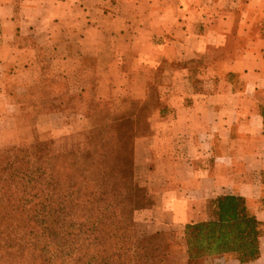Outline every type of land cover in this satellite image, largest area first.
Returning <instances> with one entry per match:
<instances>
[{
    "label": "crops",
    "instance_id": "obj_1",
    "mask_svg": "<svg viewBox=\"0 0 264 264\" xmlns=\"http://www.w3.org/2000/svg\"><path fill=\"white\" fill-rule=\"evenodd\" d=\"M101 1L0 0V125L32 105L28 92L48 69L76 71L83 56L96 60V88L113 89L131 80L126 57L153 67L202 59L195 84L189 64L166 68L148 133L132 141L148 197L133 211L135 233L181 237L213 199L242 197L259 222L258 256L209 264H264V0H118L107 15Z\"/></svg>",
    "mask_w": 264,
    "mask_h": 264
},
{
    "label": "trees",
    "instance_id": "obj_2",
    "mask_svg": "<svg viewBox=\"0 0 264 264\" xmlns=\"http://www.w3.org/2000/svg\"><path fill=\"white\" fill-rule=\"evenodd\" d=\"M45 83L54 90L55 82L46 77L32 90ZM67 100L76 104L72 94ZM123 123L121 119L88 131L81 165L68 158L60 170L47 144H36L35 152L29 147L1 150L0 200L6 204H0V213L8 224L0 229V241L4 234L6 242L12 238L9 224L17 211L28 218L21 226L29 228L23 237L27 253H37L40 264H209L226 254L241 263L254 260L259 222L242 197L213 199L209 217L186 224L181 237L169 231L136 235L132 215L141 207L136 195L141 188L131 173L136 136L121 131ZM88 169L94 173L76 176Z\"/></svg>",
    "mask_w": 264,
    "mask_h": 264
},
{
    "label": "rangeland",
    "instance_id": "obj_3",
    "mask_svg": "<svg viewBox=\"0 0 264 264\" xmlns=\"http://www.w3.org/2000/svg\"><path fill=\"white\" fill-rule=\"evenodd\" d=\"M117 1L102 0L99 5H102L104 13L107 15L115 12L113 6ZM144 44L142 36L136 40V43H131L130 47L131 49L143 48ZM128 61L131 59L126 57L123 68L131 71V80L128 85L119 89H113L111 83L107 84L104 80L101 82L102 85L96 88L100 85L101 74L95 58L89 55L82 57L80 67L76 71L56 74L47 68L48 71L46 70L45 74L48 75L49 72L51 75L44 77L55 82L56 86L52 90L53 92L50 90L51 88H48L49 84L46 83L44 88L28 92V99L31 100L32 105L26 102L23 106L24 114L19 115L18 118L5 120L0 125V151L5 148L29 147L30 152H35L38 147L36 144L41 142V145L47 144L48 148L52 149L55 158L54 165L58 170L61 169L63 160L68 158L75 160L77 165H81L79 161L83 160L87 152L84 136L88 131L94 127L95 130L100 129L103 124L122 119L124 123L119 126L121 131L126 134L132 133L135 136L147 134L149 130L147 119L160 107L159 85L164 79L166 68L189 64L194 69L192 80L195 84L198 82L196 71L199 68L197 66L199 64L202 66L203 63L202 59H198L196 62L173 63L174 65L162 61L158 67H153L150 63L137 66L133 61L130 65ZM134 66L137 68H133ZM79 88L82 90L79 91ZM42 89L46 90L40 94ZM70 94L75 96L76 104L73 106L71 101L67 100V96ZM48 102L51 104L49 105ZM54 104L58 108L61 106V109L56 111L60 114L48 116L47 113L52 112L50 107ZM109 129L110 127H105L104 130ZM76 173H78L76 176H89L94 173V169ZM131 173L135 182L133 165ZM112 183L113 180L110 184ZM135 185H137L136 182ZM146 191L145 188H141V192L136 194L141 207L148 203ZM0 204L5 206L6 202L0 200ZM14 208L16 207L14 206ZM13 213L14 216L9 224L12 238L6 242L5 234L2 233L4 235L0 241V264H40L41 261L36 256L37 253H27V246L23 242V237H27L29 228L21 226L27 223L28 218L20 215L17 211ZM2 217L1 219L0 213V229L6 228L8 224L6 216L2 215ZM25 226L28 225L25 224ZM30 231L29 236H32L34 230L30 229ZM217 263L224 264L222 259Z\"/></svg>",
    "mask_w": 264,
    "mask_h": 264
}]
</instances>
